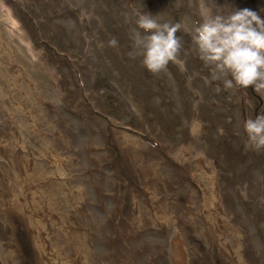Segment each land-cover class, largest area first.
Returning <instances> with one entry per match:
<instances>
[{"label":"rangeland","instance_id":"374dc122","mask_svg":"<svg viewBox=\"0 0 264 264\" xmlns=\"http://www.w3.org/2000/svg\"><path fill=\"white\" fill-rule=\"evenodd\" d=\"M204 2L264 19V0ZM199 5L0 0V264H264V148L243 130L264 90L225 89L199 58ZM143 12L181 24L155 74L129 56Z\"/></svg>","mask_w":264,"mask_h":264},{"label":"clouds","instance_id":"9594fccd","mask_svg":"<svg viewBox=\"0 0 264 264\" xmlns=\"http://www.w3.org/2000/svg\"><path fill=\"white\" fill-rule=\"evenodd\" d=\"M201 21L191 29L193 43L199 58L214 67L216 74L229 76L224 88L254 87L264 90V19L250 9L234 10L228 15L214 14L200 0ZM159 15L146 12L138 15L136 26L141 32L132 36L129 56L140 57L147 71L155 74L175 62L182 47L176 33L180 23H161ZM109 44L116 46L115 38ZM219 79L220 75H214ZM243 130L247 143L256 150L264 148V114L245 120Z\"/></svg>","mask_w":264,"mask_h":264},{"label":"bare ground","instance_id":"6f19581e","mask_svg":"<svg viewBox=\"0 0 264 264\" xmlns=\"http://www.w3.org/2000/svg\"><path fill=\"white\" fill-rule=\"evenodd\" d=\"M14 76V75H13ZM12 76V78H13ZM16 78V77H15ZM10 79V78H9ZM12 83V82H11ZM17 83V82H16ZM32 94V93H31ZM33 98V97H32ZM34 99V98H33ZM36 103V101H35ZM38 103V102H37ZM39 106V105H38ZM42 106V105H41ZM20 154V156L22 155L21 153H18ZM24 157V160H25V156L22 155ZM10 168V167H9ZM27 173V170L25 171V174L22 176V175H18V174H15L14 172L11 171V175H12V178L15 179V182H18L20 181V178H25V175ZM199 179L203 180L204 181V185L202 184V182H200V187H199V192H198V195H200V191H201V196H202V203L204 204V207H206L205 209V215L208 216V209L211 210L212 212H215L217 210V191L215 189V186H214V182H213V179H212V176H208V174H200L199 175ZM22 190V192H21ZM43 190H44V187H43ZM14 192L15 194L20 198L22 199L21 196H24V193L26 191H24L21 187V189L19 188H14ZM28 195H30V198H33L35 200V203L36 204H39V201L42 197H44L43 192H39L38 194L34 195L32 194L30 191H27ZM194 194L196 195V192H194ZM204 195V196H203ZM197 196V195H196ZM207 196V197H206ZM36 197L38 198V200L36 199ZM207 199V201L205 202L204 199ZM37 208V207H35ZM217 212V211H216ZM219 213V212H218ZM210 215H212V213H210ZM214 216V215H213ZM212 218V217H211ZM210 218V219H211ZM215 218V217H214ZM216 219V218H215ZM211 221V224H207V228L210 227L215 229V227H220V226H224L225 222L223 220H221V223H216V221Z\"/></svg>","mask_w":264,"mask_h":264}]
</instances>
